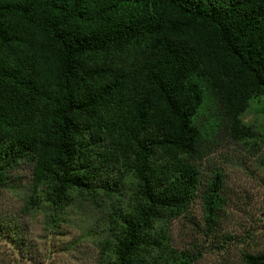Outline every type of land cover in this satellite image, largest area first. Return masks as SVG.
<instances>
[{"label": "trees", "instance_id": "1", "mask_svg": "<svg viewBox=\"0 0 264 264\" xmlns=\"http://www.w3.org/2000/svg\"><path fill=\"white\" fill-rule=\"evenodd\" d=\"M263 101L264 0H0V185L28 164L50 227L103 207L94 264H193L168 224L198 198L215 235L224 176L201 165L255 141Z\"/></svg>", "mask_w": 264, "mask_h": 264}, {"label": "rangeland", "instance_id": "2", "mask_svg": "<svg viewBox=\"0 0 264 264\" xmlns=\"http://www.w3.org/2000/svg\"><path fill=\"white\" fill-rule=\"evenodd\" d=\"M242 120L255 141L222 147L201 165L202 173L208 164L223 171L225 206L215 235L198 198L168 224L171 247L199 255L193 264H243V254L264 252V101L251 104ZM30 187L25 163L0 185V264H94L103 207L75 199L50 227L41 212L26 211Z\"/></svg>", "mask_w": 264, "mask_h": 264}]
</instances>
